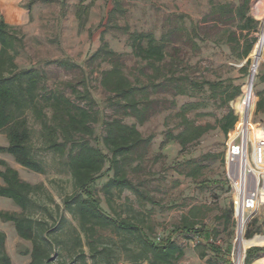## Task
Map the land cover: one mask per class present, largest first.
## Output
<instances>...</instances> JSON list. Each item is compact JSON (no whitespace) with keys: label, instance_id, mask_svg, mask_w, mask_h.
I'll return each instance as SVG.
<instances>
[{"label":"rangeland","instance_id":"obj_1","mask_svg":"<svg viewBox=\"0 0 264 264\" xmlns=\"http://www.w3.org/2000/svg\"><path fill=\"white\" fill-rule=\"evenodd\" d=\"M80 1H23L21 5L24 8L31 2L35 5L27 16L28 24L25 29L16 27L19 35L25 37L24 46L16 60L17 65L20 69H43L48 76L49 89H63L65 84L71 83L77 86L79 91L88 89L96 102L94 108L97 112L93 141L100 138L98 146L106 154L110 155L102 143L104 124L115 117L123 118L128 125L137 124L144 138H154L149 149L150 154L140 163L139 170L135 171L137 165L131 164L128 175L130 180L143 185V193L150 195L156 205L140 208L135 196L125 192L122 197L115 196L112 200L113 209L121 218L128 217L132 223H136L138 214V219H144L146 229L148 226L154 228L153 235L170 236L180 243L186 237L185 233L176 231L177 227L182 224V218L189 214L191 207H198L203 209L198 218L204 237L201 239L203 243L213 239L217 246L212 248L206 244H189L180 264H239L240 258L241 264H245L250 249L264 248V245L255 243L258 238H264V216L261 214L255 219L257 224L253 229H260L257 234L259 236L250 240L246 237L247 247L243 249L237 236L238 222L234 216L233 194L225 177V163L222 159L227 150L225 143L228 138L217 129L204 136L199 143L189 146L187 150H183L176 141L167 143L168 133L176 134L181 131V120L177 114L182 108L189 107L187 118L197 125L216 124L228 111L223 105V100L229 93L234 92L237 86L241 87L242 94L229 104V108L238 115L239 124L244 123L245 114L242 108H245V88L252 76V54L248 57L251 62L247 66L248 59L238 60L232 46L219 40V32L215 33L214 38L206 40L193 32L202 17L211 11L212 4L231 3L240 6L243 0H118L119 5L115 0H87L84 4L89 5L92 2L93 7L88 15L84 14V27L76 17ZM250 2L249 15L259 23L257 46L263 33L264 21L259 10H264V0ZM230 30L241 34L238 24L231 26ZM132 32L152 34L156 39L166 41L169 45L168 52L173 55L171 58L180 63L176 76L188 77L198 85L212 82L216 85V90L213 92L206 85L201 90L189 89L188 96L160 93L153 98L160 108L165 107L166 110L152 116L143 126L132 117H124L116 99L113 100V96L102 85L103 73L112 68L111 64L104 62L103 57L97 60L92 58L100 47L107 45L109 50L118 54L126 77L133 81L137 78L142 82L147 81V76L152 75L153 71L147 68V63L134 57L128 34ZM58 62H64L69 67L59 65ZM245 68L247 72L243 73ZM256 75L252 88L255 108L251 112L252 115L250 114L251 117L249 116L253 128L262 127L264 124V113L255 114L257 96L264 92V83L261 80L264 76V53ZM65 92L71 95L69 88H65ZM49 116L51 117V114ZM30 124L33 152L46 169V173L40 175L22 168L20 178L26 183L43 186L44 190L37 195V199L53 217H50L48 211H40L35 215V219L46 221L52 236L63 241L58 251L65 259L68 255L64 246H72L70 239L76 235L73 230L79 227L78 222L63 209L64 200L74 191L71 172L67 167L68 158L46 150L40 139L41 125L31 119ZM0 143L2 147L7 148L10 142L6 135L0 134ZM108 167L109 165L107 169ZM199 167L200 174L196 178H189L190 172ZM109 177H112V174ZM100 181L93 187L96 195L107 182L106 179ZM1 198L5 200V206L15 204L9 198ZM56 205L61 206L68 220L63 224L64 227L61 226ZM103 207L110 211L105 201ZM6 234L12 263L30 264L32 242L21 240L16 227L9 222L6 223ZM101 235L105 244L111 246L112 259L121 257L116 264H129L119 253L120 248L113 246L111 242L112 239L117 242L120 239L107 229L101 231ZM84 249L88 253V248ZM202 253L207 255L203 260L200 258ZM263 256L264 253L251 264ZM71 263L72 260L69 259L68 264Z\"/></svg>","mask_w":264,"mask_h":264},{"label":"trees","instance_id":"obj_2","mask_svg":"<svg viewBox=\"0 0 264 264\" xmlns=\"http://www.w3.org/2000/svg\"><path fill=\"white\" fill-rule=\"evenodd\" d=\"M85 1L87 0L80 1L76 14L82 27L84 14L88 15L93 7L92 2L85 5ZM115 1L119 5L118 0ZM250 3V0H243L240 6L231 3L212 4L211 11L202 17L193 32L204 40L214 38L215 33L219 32V40L232 46L238 60L245 61L258 42L259 23L249 15ZM34 5V2H31L25 8L31 11ZM235 24H238L240 35L230 30ZM128 34L134 57L147 63V68L153 71L152 75L147 76V81L142 82L139 78L133 81L126 77L118 54L109 50L107 45L100 47L92 58L97 60L103 57L104 62L111 64L112 68L103 73L102 85L113 96V100L116 99L124 117H132L143 126L152 116L166 110L165 107L160 108L153 98L160 93L188 96L189 89L201 90L206 85L213 92L216 90V85L212 82L198 85L188 77L176 76L180 63L171 58L173 55L169 54L166 41L143 32ZM24 41L25 37L19 35L16 27L5 23L3 18L0 19V134L6 135L10 142L7 148L0 147V153L12 156L22 168L40 175L46 173V169L33 152L31 119L41 125L40 139L46 150L57 156H67V167L71 172L74 191L64 200L63 209L79 225L73 230L76 235L70 239L72 246H64L68 260H72L71 264H89L90 260L91 264H116L119 261L121 257L112 259L111 246L105 244L101 235V231L105 229L120 239L119 242L115 239L111 242L113 246L120 248L119 253L129 264H180L189 244L211 245L213 248L216 245L213 239L206 243L201 239L204 237L198 218L203 209L198 207H191L189 214L182 218V224L177 227L176 231L185 233L186 237L180 243L170 236L153 235L154 228L148 226L146 229L144 219H138V214L136 223H132L128 217L121 218L113 209L112 200L115 196L122 197L125 192L135 196L140 208L156 205L150 195L143 193V185L136 184L128 175L131 164L137 165L135 171L139 170L140 163L150 154L149 149L154 138H144L137 124L128 125L123 118L115 117L104 124L102 143L110 155L103 152L98 146L100 138L93 141L97 112L94 108L96 102L89 90L85 88L79 91L73 83L65 84V88L70 89L69 96L65 88L49 89L48 76L43 69H20L16 60ZM250 62L248 59L247 66ZM58 64L69 67L64 62ZM246 72L247 68L243 70V73ZM261 80L264 83V76ZM234 90L227 93L226 99L223 100V105L228 111L216 124L197 125L187 118L189 107L182 108L177 114L181 120V131L176 134L168 133L167 143L176 141L183 150H187L189 146L199 143L208 133L219 129L228 138L225 143L227 146L240 121L234 110L229 108V104L242 94L241 87L237 86ZM257 97L255 114H261L264 113V92ZM92 141L96 142V145ZM222 159L225 163L224 155ZM200 171V167L194 169L188 177L196 178ZM111 174L112 177H109ZM0 178L5 183L0 186V198L13 200L21 212H1L0 218L4 222L12 223L22 240L32 242L30 264H68L67 258L64 259L65 256L58 251L63 241L52 236L46 221L35 219V215L40 211H48L37 199V195L44 190L43 186H35L21 180L18 171L11 169L3 160L0 161ZM103 179L107 182L96 195L93 187ZM104 201L109 212L103 207ZM51 202L54 203L53 199ZM56 210L62 222L61 226L64 227L63 224L68 222L65 213L61 206L56 205ZM49 215L53 217L50 212ZM256 224L257 221L253 220L248 227L247 239L250 240L260 233V229H253ZM85 247L88 248V253ZM263 253L264 248L250 249L245 264H251ZM206 257V253H202L200 258L203 260ZM263 259L264 256L254 263ZM57 261L60 262L56 263ZM0 264H13L6 252L4 232H0Z\"/></svg>","mask_w":264,"mask_h":264},{"label":"built area","instance_id":"obj_3","mask_svg":"<svg viewBox=\"0 0 264 264\" xmlns=\"http://www.w3.org/2000/svg\"><path fill=\"white\" fill-rule=\"evenodd\" d=\"M243 104L246 108V100ZM244 114V123L239 124L229 139L225 153V177L233 194L237 236L238 240L241 236L242 242L253 220L261 214L264 216V124L253 128L250 115ZM241 226L243 232L239 236ZM241 261L242 258L239 264Z\"/></svg>","mask_w":264,"mask_h":264},{"label":"crops","instance_id":"obj_4","mask_svg":"<svg viewBox=\"0 0 264 264\" xmlns=\"http://www.w3.org/2000/svg\"><path fill=\"white\" fill-rule=\"evenodd\" d=\"M23 1L24 0H0V19L3 18L4 22L10 26L21 27L25 29V25L28 24L27 16L32 12L33 9L29 11L27 8H24L21 5ZM0 147H2V145H0ZM2 160L5 161L11 169L17 170L20 176V170L22 169V167L16 163L15 159L12 156H9L8 154L0 153V161ZM4 185L5 183L0 178V186H4ZM5 204H6L5 200L3 198H0V213L1 212H9L14 214L21 213L20 209L15 204H11V205L8 204L6 206ZM6 223L8 222H4L0 218V232H4L6 235V252L7 255L9 256V242L6 234Z\"/></svg>","mask_w":264,"mask_h":264},{"label":"bare ground","instance_id":"obj_5","mask_svg":"<svg viewBox=\"0 0 264 264\" xmlns=\"http://www.w3.org/2000/svg\"><path fill=\"white\" fill-rule=\"evenodd\" d=\"M259 10V9H258ZM259 13H260V16L262 17V20L264 21V10H259ZM264 25V23H263ZM263 33H262V36L259 40V43L257 44V46H255V50L253 51L252 53V60L254 61L253 62V67H252V71H251V79H250V82L249 84H247L245 90H246V93H245V100H246V108H242V112L243 113H246L248 115L251 114V112L254 110L255 108V104H254V101H253V83H254V80L256 78V74L258 72V68L260 66V63L262 61V58H263V53H264V26H263ZM244 100V101H245ZM252 115V114H251ZM251 117V116H250ZM242 226L240 227V230H239V236L241 235V233L243 232V230L241 229ZM240 242L242 243V247L243 249H246L247 247V244L245 242V239L241 240V236H240ZM258 245L262 244L264 245V238H258L256 240V242ZM239 246V245H238ZM254 264H264V259L263 260H260V261H257L256 263Z\"/></svg>","mask_w":264,"mask_h":264}]
</instances>
